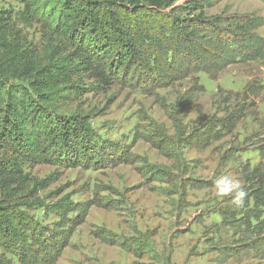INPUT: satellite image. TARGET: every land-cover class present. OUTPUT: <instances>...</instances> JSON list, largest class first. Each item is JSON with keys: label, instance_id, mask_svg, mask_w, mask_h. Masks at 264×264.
Listing matches in <instances>:
<instances>
[{"label": "trees", "instance_id": "trees-1", "mask_svg": "<svg viewBox=\"0 0 264 264\" xmlns=\"http://www.w3.org/2000/svg\"><path fill=\"white\" fill-rule=\"evenodd\" d=\"M177 1L13 0L15 8L0 6V264H54L83 222L68 219L59 204L49 206L57 217L49 227L29 217L44 207L39 193L52 181L25 170L99 169L114 158L96 141L89 115L59 114V105L113 87L195 81L197 74L215 80L230 66L264 59L263 18L209 15L206 0ZM29 29L39 44L28 40ZM201 88L195 82L191 94ZM258 93V86H245L238 104L209 124V136L231 135ZM244 176L247 208L223 222L261 236L264 167Z\"/></svg>", "mask_w": 264, "mask_h": 264}, {"label": "rangeland", "instance_id": "rangeland-1", "mask_svg": "<svg viewBox=\"0 0 264 264\" xmlns=\"http://www.w3.org/2000/svg\"><path fill=\"white\" fill-rule=\"evenodd\" d=\"M206 1L209 15L264 19L260 0ZM0 6L16 4L0 0ZM27 33L39 44L34 29ZM258 34L264 38V26ZM194 78L113 87L58 106L59 114L89 115L96 141L114 158L99 169L25 170L52 181L39 193L44 207L29 217L49 227L57 222L49 206L59 204L67 207L68 219L83 218L54 264H264V234L249 235L223 222L239 218L247 207L217 197L212 185L222 174L244 182L247 169L264 167V59L230 66L215 80L205 74ZM195 82L202 90L191 94ZM247 85L258 86L259 93L235 131L209 136V124L238 104L236 95Z\"/></svg>", "mask_w": 264, "mask_h": 264}, {"label": "clouds", "instance_id": "clouds-1", "mask_svg": "<svg viewBox=\"0 0 264 264\" xmlns=\"http://www.w3.org/2000/svg\"><path fill=\"white\" fill-rule=\"evenodd\" d=\"M215 195L219 198H230L232 206L242 208L245 205L248 192L244 182L231 174L215 176L212 181Z\"/></svg>", "mask_w": 264, "mask_h": 264}]
</instances>
